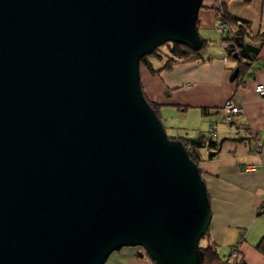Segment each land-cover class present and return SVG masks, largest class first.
<instances>
[{
	"label": "water",
	"instance_id": "obj_1",
	"mask_svg": "<svg viewBox=\"0 0 264 264\" xmlns=\"http://www.w3.org/2000/svg\"><path fill=\"white\" fill-rule=\"evenodd\" d=\"M203 0H0V264H203L207 188L140 83L200 50ZM235 69L230 76H237Z\"/></svg>",
	"mask_w": 264,
	"mask_h": 264
},
{
	"label": "crops",
	"instance_id": "obj_2",
	"mask_svg": "<svg viewBox=\"0 0 264 264\" xmlns=\"http://www.w3.org/2000/svg\"><path fill=\"white\" fill-rule=\"evenodd\" d=\"M218 3L248 22L243 42L258 48L257 54L243 59L233 81L230 76L239 62L236 57L228 58L224 34L215 26ZM197 28L207 41L199 57L162 70L165 60H152L158 71L151 74L140 68L142 91L159 106L160 119L172 137L200 138L216 123V155L210 158L207 147L199 149L198 166L212 214L208 235L200 245H213L226 260L229 248L238 244L246 264H264V253L256 249L264 236V212L260 210L264 199V98L254 91L255 84H264V44L258 39L264 37V0H203ZM228 100L240 106L230 123L224 121L223 111ZM142 251L141 247H123L104 264H154Z\"/></svg>",
	"mask_w": 264,
	"mask_h": 264
},
{
	"label": "trees",
	"instance_id": "obj_3",
	"mask_svg": "<svg viewBox=\"0 0 264 264\" xmlns=\"http://www.w3.org/2000/svg\"><path fill=\"white\" fill-rule=\"evenodd\" d=\"M216 9H217L218 18L229 25L228 31L226 33L222 32V34H224L223 40L227 44L226 49H227L228 58L236 57V60H238L239 66H237L238 67L237 69L239 72L241 65L243 64L242 63L243 59H245L248 56H254L255 54H257L258 48L243 42V37L248 35L249 26H248L247 21L241 20L237 18L236 16L231 15L229 11L227 10L226 5L224 3H218L216 6ZM258 39H260L261 43L264 44V37L258 38ZM202 40H203V45H202V48H203L205 44L207 43V41L204 39ZM163 46L167 48V52L161 54L160 50H161V47ZM201 49L196 51L182 44L168 42L154 49L151 54L143 56L140 59V67L143 66L151 74H155L158 70L154 69L152 60H163L164 59L165 60L164 65L161 67L160 70L170 69L172 65L174 63H177L178 61L187 60V59H197L200 55ZM237 77H238V74L235 77V79H237ZM148 102L153 107L158 117H160V113L158 111L159 106L156 103L151 102L149 100ZM169 137L180 139L185 144L186 149L188 150L189 156L192 158V160L195 163H197V165L199 163V158H200L199 157L200 148L207 147L210 150L209 152L210 158H213L216 155V151L218 149V143L215 141V139L209 137L208 133L206 136H202L196 139H188V138L172 137V136H169ZM208 231L206 232L204 236L201 237L200 242L202 239L207 237ZM200 242H199V245H200ZM234 246H238V244ZM200 247L202 249L203 257H204L203 264H246L243 258L241 257V255H240V259L238 260V262L233 263L229 260V258H227L226 260H222L216 248L211 244H207L205 246L200 245ZM256 249L264 253V236L257 242ZM142 252L145 256H147L144 250Z\"/></svg>",
	"mask_w": 264,
	"mask_h": 264
},
{
	"label": "built area",
	"instance_id": "obj_4",
	"mask_svg": "<svg viewBox=\"0 0 264 264\" xmlns=\"http://www.w3.org/2000/svg\"><path fill=\"white\" fill-rule=\"evenodd\" d=\"M215 26L219 31H221L223 33H226L229 29V25L226 24L224 21H222L219 18H217V20L215 22ZM254 91L260 97L264 98V84L263 83L255 84ZM223 111H224V121L226 123H230L233 120V116L236 115L240 111V106L238 104H236L235 102H233L232 100H228L223 106ZM216 135H217L216 123H211L210 129L208 131V136L214 139L216 137ZM258 144H260V142ZM258 148H259V145H258ZM260 210L264 211V199L261 202ZM228 258L233 263L238 262V260L240 259V253H239L238 246H231L229 248Z\"/></svg>",
	"mask_w": 264,
	"mask_h": 264
},
{
	"label": "rangeland",
	"instance_id": "obj_5",
	"mask_svg": "<svg viewBox=\"0 0 264 264\" xmlns=\"http://www.w3.org/2000/svg\"><path fill=\"white\" fill-rule=\"evenodd\" d=\"M166 52H167V48H166L165 46L161 47L160 53L163 54V53H166ZM141 67H143V66H141ZM141 67H140V68H141ZM162 123H163V122H162ZM163 125H164V124H163ZM164 127H165V125H164ZM165 131H166V133H167L168 136H172V135H171V132H170L169 130H167V128L165 129Z\"/></svg>",
	"mask_w": 264,
	"mask_h": 264
}]
</instances>
